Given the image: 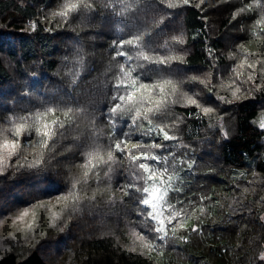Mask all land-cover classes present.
Returning a JSON list of instances; mask_svg holds the SVG:
<instances>
[{
	"label": "trees",
	"instance_id": "1",
	"mask_svg": "<svg viewBox=\"0 0 264 264\" xmlns=\"http://www.w3.org/2000/svg\"><path fill=\"white\" fill-rule=\"evenodd\" d=\"M65 2L0 0V143L15 138L9 117L44 105L73 109L67 117L59 110L44 117L63 124L55 126L46 147L31 124L11 156L0 148L6 156L0 166V264H264V129L257 123L264 113V81L251 91L243 67L264 50V7L253 4L249 10L253 0H172L178 6L168 9L160 0H140L142 11L133 9V18L124 19L112 8L120 12L121 3L130 0H90L91 11L81 8L62 19L56 13ZM161 9L170 15L152 25ZM137 29L145 31L144 42L157 57H171L159 73L156 65H146L141 77L146 83L163 77L175 85L161 118L177 140L163 143L177 160L195 161L179 173L182 190L169 193L173 203L180 201L176 207L183 210L178 218L183 227H177L175 238L170 234L166 242L155 241L153 249L134 243L132 231H141L138 217L130 198L119 191L127 181V161L117 160L110 179L101 165L99 174L90 172L85 182L82 168L84 152L108 144V108L124 60L115 55L112 41ZM179 35L182 43L171 39ZM78 54L83 66L73 83L70 73ZM226 82L242 87L241 94L232 97ZM193 87L203 106H213L212 113L184 102L183 94L191 95ZM171 90L172 85L165 86ZM220 96L223 101L216 99ZM121 127H131L127 116L117 121V134ZM73 179L79 181L78 198L68 195ZM59 197L67 204L51 214L44 204ZM73 207L71 212L79 209L92 224L72 222L67 213ZM25 210L27 215L18 219ZM52 215L71 224L44 230ZM49 230L65 233V240L70 239L67 230L75 237L84 231L86 238L77 248L68 247L59 262L44 251Z\"/></svg>",
	"mask_w": 264,
	"mask_h": 264
},
{
	"label": "snow or ice",
	"instance_id": "2",
	"mask_svg": "<svg viewBox=\"0 0 264 264\" xmlns=\"http://www.w3.org/2000/svg\"><path fill=\"white\" fill-rule=\"evenodd\" d=\"M189 0H182L183 4H188ZM161 4H165L168 9L177 7L176 3L172 0H160ZM264 7L261 0H253L247 8L250 10L253 6ZM109 5H105L108 7ZM84 10L91 11L93 9L90 0H66L61 10L56 13L62 19H67L70 13ZM120 12H116L115 8L112 11L117 15H121L124 19L133 18L132 10L136 12L142 11L140 0H130L128 3H121ZM244 11V9H240ZM130 13L129 16H124V13ZM170 13L165 12L163 9L158 14V19L154 18L152 25H158L163 22L166 16ZM235 18V13L233 14ZM264 19V18H262ZM259 23V21H258ZM32 31L36 30V23L30 25ZM145 31L137 29L130 32L127 37H120L118 40H113L115 47V55L123 57V63H119L118 70L115 74V84L113 85L114 95L112 96L113 103L108 108V121L111 131L107 134L108 144L107 148H101L99 145L94 146L92 149L83 153L85 160L82 165L83 177L89 176L92 172L98 175V170L101 165L106 169L105 176L110 177L113 171V165L117 160L127 161V181L122 184L119 191L123 196H128L130 202L134 204V211L138 217V226L141 231H132L135 238L134 243L138 240L142 247L153 249L157 245L155 241L166 242L171 238H175L177 227H183V221L178 219L182 215V209L176 207L169 198V193L172 191L180 192L183 185V177L179 175L187 166L191 169L194 160H185L177 157L168 151L167 146L163 141H175L177 137L170 134L168 125L164 123L161 118L166 114L168 109V96L175 95V85L171 79L161 77L159 80H153L150 83L144 82L141 77L144 75L142 71L146 65L154 64L157 66L155 71L160 72V66L166 65L168 58L157 57L154 51L148 48L144 42ZM172 40L177 43H182V35L172 36ZM127 46V47H125ZM166 46V45H165ZM210 54H211V50ZM83 66V56L78 54L73 63V71L70 73V79L74 83L79 75V69ZM252 68L253 65H248ZM153 71V69H148ZM193 82L199 80V83L209 91L212 86L205 80L199 79L196 76L190 78ZM251 79V76H249ZM172 85L171 92L165 91V86ZM188 92L183 94L184 102L190 105H195L197 109H202L204 114H209L214 111L210 106H203L197 98L196 89L193 87ZM239 89L233 91V96ZM221 101L224 97H216ZM175 103V100L172 101ZM62 111L65 117L73 111L71 106L59 108V106L44 105L42 108L37 109L35 112H28L25 116L9 117V122L12 126L14 139L9 141L5 139L0 143V148L7 149V156H11L19 147L18 137L26 130L31 124H35V131L37 135L43 137L39 142L42 147H46L48 139L54 134L55 126L63 127V124L57 120L47 121L44 117L49 114H54L55 111ZM82 108H77L76 111H82ZM125 116L131 122V127L125 131L123 127L119 129L117 134L116 123L122 120ZM220 119V128L223 131L222 118ZM127 124L128 121H125ZM211 126V125H210ZM264 129V115L260 118V125ZM139 135H134V133ZM226 135V133H225ZM142 137L147 139H142ZM131 145V147H129ZM116 154H119L117 157ZM6 156L0 154V166L5 162ZM36 164L40 160L35 161ZM30 167L32 165H29ZM96 169L97 171L93 172ZM78 180H72V190L68 195L78 198V193L74 192ZM123 204L124 201L121 200ZM27 215L25 210L18 219H23ZM264 219V217H262ZM175 221V223H174ZM192 231H196V226L192 227ZM186 239V237H181ZM261 259L264 260V253L261 254Z\"/></svg>",
	"mask_w": 264,
	"mask_h": 264
},
{
	"label": "rangeland",
	"instance_id": "3",
	"mask_svg": "<svg viewBox=\"0 0 264 264\" xmlns=\"http://www.w3.org/2000/svg\"><path fill=\"white\" fill-rule=\"evenodd\" d=\"M248 65H253V67L249 68ZM243 67L246 70H248V75L251 76V79L248 80V84L250 85V90L251 91H252V89L256 90L260 86H262L263 81H264V50L259 51V53H257L253 57V59H250L248 62L244 63ZM225 70L226 69L221 70L223 74L225 73ZM254 70L257 71L256 76L251 75V74H253ZM224 86L231 89V96L232 97H233V91L235 89H239V91L236 93V95L241 94L240 92L243 89L242 87H234L232 85V83H229V82L224 83ZM245 91H248V90L245 89ZM212 108H213V106H212ZM262 115H264V113L260 115L259 120L257 121V123L259 125H260V118ZM64 203H65V199L59 197V198H55L52 200H47L44 205H47L46 206L47 210L52 214V213H55L57 211V209L61 208ZM66 204L67 203H65V205ZM73 209H75V208L74 207L71 208L69 210V213H67L70 217H72L71 218L72 222L75 221L74 223H77V224H90V223L92 224V222L94 220L90 219V223L86 222L87 217L84 218L83 216H79L81 214L79 209H76L75 212H71V210H73ZM77 217H78V219H77ZM71 221L61 220V222L59 223L58 219H56L55 216H53V215L48 216L45 220L44 230H46V228L49 225H54V226L64 225V227H65L67 225H70ZM9 222H10V220H6L5 224H8ZM55 232L56 231L49 230L47 236L43 238L44 240H46L44 251H46V253L49 255L50 258H54L59 262H61L60 259H61L62 255L64 254V252L68 250V247L73 246V247L77 248L80 245V243H82L84 241V238H86L85 234H83L84 231H81V232L78 231L77 233H78L79 237H75L71 231L67 230V233L70 234L69 240H65L66 239L65 233H55ZM87 233L88 234L90 233L89 230L86 232V235H87ZM63 239H64V242L59 247H57L55 245V243L57 241L61 242ZM52 245L55 246L54 249H51ZM75 250H77V249H75ZM169 264H172V263L169 262Z\"/></svg>",
	"mask_w": 264,
	"mask_h": 264
}]
</instances>
